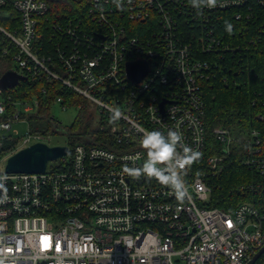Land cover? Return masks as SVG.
<instances>
[{
  "label": "built area",
  "instance_id": "1",
  "mask_svg": "<svg viewBox=\"0 0 264 264\" xmlns=\"http://www.w3.org/2000/svg\"><path fill=\"white\" fill-rule=\"evenodd\" d=\"M85 1L86 22H51L50 0H0L1 55L13 47L14 70L27 80L56 81L93 104L107 136L68 146L42 173L0 171V264H250L264 247V0ZM15 13L20 26L8 28L1 20ZM129 64H142L137 79ZM242 75L262 79L251 99L257 127L208 130L204 83ZM14 88L0 89V114L18 107L0 124V147L41 104L4 95ZM64 100L55 102L66 110ZM169 128L199 153L176 169L183 197L125 171L146 158L144 131ZM44 139L29 132L20 148ZM234 152L255 178L232 191L249 198L210 207ZM251 264H264V252Z\"/></svg>",
  "mask_w": 264,
  "mask_h": 264
},
{
  "label": "trees",
  "instance_id": "2",
  "mask_svg": "<svg viewBox=\"0 0 264 264\" xmlns=\"http://www.w3.org/2000/svg\"><path fill=\"white\" fill-rule=\"evenodd\" d=\"M84 5L82 0H50V20L51 22H61L68 16H77L86 22L88 18L85 9L82 12L79 9ZM10 20L3 19L1 21L8 28L20 26V20L16 13L14 14V18L12 17ZM45 34L47 37L45 38V48H48L50 31L47 32L45 30ZM7 44L8 42L0 34V47L3 48ZM15 51L11 47L10 53L7 56H2V51L0 52V77L10 69L20 71L17 66L11 67L13 64L12 55ZM238 80L240 81L238 84H235L233 79H230L228 84H225L219 77L204 83L203 93L206 100L204 119L208 130L216 126H224L233 131L245 133L252 127H257L258 123L254 120V115L258 109L251 106V99L253 89L262 85V79L250 80L246 75H242ZM44 89H46V92H44ZM3 93L4 95L12 94L14 100L30 101L34 98L41 100L40 106L35 111L22 113L21 116L29 121L31 134L63 136L66 139L65 143L70 147L81 142L86 144H95L97 142L103 144L107 141L106 133L99 128L101 119L94 105L74 91L62 88L56 81L44 80L33 83L30 80L22 79L14 88L13 93H10L7 89L3 90ZM60 95L64 97V102L68 103L70 107H76L78 110L74 121L70 125H62V122L53 115L52 110L55 99ZM17 109V106H12L5 114H0V124L8 120L13 111ZM21 140L22 136H15L9 133L2 136L3 144L0 147V156L15 152ZM254 178L255 174L244 164L242 153L234 152L227 161L226 169L221 175L220 186L214 191L215 198L214 201L210 202L209 206L227 208V206L234 202H240L249 198L248 196L238 195L232 189L234 186L248 182Z\"/></svg>",
  "mask_w": 264,
  "mask_h": 264
},
{
  "label": "clouds",
  "instance_id": "3",
  "mask_svg": "<svg viewBox=\"0 0 264 264\" xmlns=\"http://www.w3.org/2000/svg\"><path fill=\"white\" fill-rule=\"evenodd\" d=\"M192 3L194 7L199 8L202 4L211 6L214 0H192ZM225 23L226 30L231 32V23ZM114 115H118V112ZM140 144L146 150V158L139 169L126 167L125 171L135 175L143 172L155 176L161 183L170 184L178 197H183L186 189L176 169L186 161L198 157L199 153L185 145L181 132L173 128H169L167 132L158 129L144 131ZM179 149H182L183 155L180 154Z\"/></svg>",
  "mask_w": 264,
  "mask_h": 264
},
{
  "label": "water",
  "instance_id": "4",
  "mask_svg": "<svg viewBox=\"0 0 264 264\" xmlns=\"http://www.w3.org/2000/svg\"><path fill=\"white\" fill-rule=\"evenodd\" d=\"M128 68L130 76L137 79V73L140 71L139 69H142V64H129ZM22 79H27V77L14 69L7 70L0 77V89L16 87ZM164 104L165 101L162 102V107ZM68 152V145H49L43 141L34 142L11 154L7 158L5 171L7 173H42L46 171L49 161L66 156ZM263 252L264 247L251 263L255 262Z\"/></svg>",
  "mask_w": 264,
  "mask_h": 264
},
{
  "label": "rangeland",
  "instance_id": "5",
  "mask_svg": "<svg viewBox=\"0 0 264 264\" xmlns=\"http://www.w3.org/2000/svg\"><path fill=\"white\" fill-rule=\"evenodd\" d=\"M82 2L85 4L83 7H80L79 9H84L86 8V1L82 0ZM16 64H12L11 67H15ZM53 115H55L61 122L62 125H70L76 115H77V108L76 107H69L66 110H63L58 103L54 102V106H53ZM30 132V125H29V121L27 119L21 120L19 122H15L13 123V129L9 132V134L15 135V136H26L28 133ZM45 139L44 141L49 144V143H65L66 139L63 136H44ZM21 143L17 146L16 151L20 150L21 148ZM25 147V146H23ZM22 147V148H23ZM15 151V152H16ZM14 153V152H13ZM12 153V154H13ZM11 155V153H9ZM9 155V156H10ZM8 156V154H3L1 157H4V159L0 158V171H3L5 169V165H6V161ZM6 157V158H5ZM58 162H52L50 165H55Z\"/></svg>",
  "mask_w": 264,
  "mask_h": 264
}]
</instances>
